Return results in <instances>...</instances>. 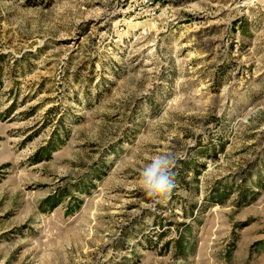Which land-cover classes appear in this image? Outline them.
<instances>
[{
	"label": "rangeland",
	"instance_id": "obj_1",
	"mask_svg": "<svg viewBox=\"0 0 264 264\" xmlns=\"http://www.w3.org/2000/svg\"><path fill=\"white\" fill-rule=\"evenodd\" d=\"M178 257L264 264V0H0V264Z\"/></svg>",
	"mask_w": 264,
	"mask_h": 264
},
{
	"label": "clouds",
	"instance_id": "obj_2",
	"mask_svg": "<svg viewBox=\"0 0 264 264\" xmlns=\"http://www.w3.org/2000/svg\"><path fill=\"white\" fill-rule=\"evenodd\" d=\"M176 161L170 153L154 155L140 172L139 185L149 203L144 207L154 209L164 203L175 188ZM173 264H185L183 257H178Z\"/></svg>",
	"mask_w": 264,
	"mask_h": 264
},
{
	"label": "trees",
	"instance_id": "obj_3",
	"mask_svg": "<svg viewBox=\"0 0 264 264\" xmlns=\"http://www.w3.org/2000/svg\"><path fill=\"white\" fill-rule=\"evenodd\" d=\"M53 143L56 144V143H55V140L52 141V144H53ZM54 144H53V145H54ZM207 150H208V149H205V151H203L201 155H204L205 153H207V152H208ZM41 152H44V153H46V154L49 153V147H44L43 149L40 150V152H39L38 154H40ZM182 163L185 165V162H182ZM190 164H191V163H190ZM186 165H187V164H186ZM216 192L220 193L221 191H220V190H217ZM219 196H220V194H219Z\"/></svg>",
	"mask_w": 264,
	"mask_h": 264
}]
</instances>
